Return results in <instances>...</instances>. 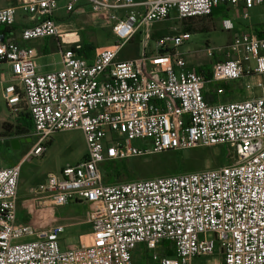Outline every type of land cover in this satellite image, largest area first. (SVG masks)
Instances as JSON below:
<instances>
[{"label":"built area","instance_id":"2783aa9c","mask_svg":"<svg viewBox=\"0 0 264 264\" xmlns=\"http://www.w3.org/2000/svg\"><path fill=\"white\" fill-rule=\"evenodd\" d=\"M80 2L93 15L108 16L112 45L86 58L78 31L59 22L58 0H18L0 9V28L13 27L18 11L32 25L0 40V67L7 64L12 75L2 90L8 110L15 119L28 112L33 124L36 142L24 161L42 157L56 132H83L86 157L59 176L49 174L38 193L55 207L86 203L91 238L62 249L64 225L19 223L22 163L4 167L0 159V264H134L139 246L152 252L150 264H193L217 247L222 264H264V26L261 35L234 37L226 50L207 48L210 57L223 56L210 80L218 97L225 94L222 83L261 77V95L239 101H206L205 79L175 51L191 39L190 32L158 39L155 57L119 58L140 31L145 49L149 28L172 12L185 20L238 7L247 19L264 0H68L66 11L76 12ZM121 10L127 11L123 17ZM224 25L233 27L230 21ZM48 38L57 40L61 67L42 74L39 53L28 43ZM136 140L147 143L137 147ZM217 146L231 148L228 160L234 162L113 184L105 183L101 168L109 161ZM25 237L33 240L16 244ZM163 244L173 257L157 253Z\"/></svg>","mask_w":264,"mask_h":264},{"label":"rangeland","instance_id":"374dc122","mask_svg":"<svg viewBox=\"0 0 264 264\" xmlns=\"http://www.w3.org/2000/svg\"><path fill=\"white\" fill-rule=\"evenodd\" d=\"M68 0H58L59 10L57 11V17L59 22L66 25L70 24L72 31H78L82 40V34L86 36L90 43L96 49L107 47L113 44V33L104 28L93 27L91 13L84 9L78 8L76 12L68 13L66 11V5ZM81 3V2H80ZM249 19L244 20L240 14L232 13L230 17L236 25L247 26L253 23H259L264 21V8L257 7L248 12ZM214 25H211L205 31H192L191 39L185 42L180 48L176 49L177 55H180L187 63L188 66L200 68L208 67L213 68L217 62V57H223L217 54L214 57H210L207 53V48L217 51L222 48L226 50L229 42L232 41L236 33H239L237 29L235 31H227L222 25V18H216ZM179 22L173 17L168 20L153 24L151 27H157V30L166 33V35H177L181 33V26ZM150 27V28H151ZM83 28L82 30H79ZM169 33V34H168ZM51 40V39H50ZM40 47L46 42L49 49V54H44L43 48L40 50V56L37 59V63L42 74L57 71L61 67V54L59 50L50 45L49 39L36 41ZM139 41H133L122 48L120 53V60H139L145 54L147 58H152L157 55V48L155 42L149 40L146 48L142 49V56H136L139 51ZM172 48V47H171ZM94 50V51H95ZM260 76L245 77L242 80L231 82L232 88L227 90V94L224 95V102L239 101L240 98L246 99L251 95H261V89L257 87L260 82ZM243 84V85H242ZM250 84L252 90H247L246 86ZM213 89H217V85L213 84ZM211 86L208 87L209 91L213 92ZM211 93V92H209ZM242 99V100H243ZM5 123H10L13 129L7 132L3 128ZM18 124L10 111L8 110L5 101L2 98V91L0 90V139L7 135L12 139L15 138L20 145L19 151L25 153L30 147L34 134H21L17 132L16 126ZM48 149L42 157H32L26 159L21 166L20 177V191L19 195L24 196L29 191L40 190L41 185L47 182L49 174L59 176L61 171L67 167V165H75L80 162L87 152L86 141L82 131L80 130H66L56 132L49 139ZM147 143V140L144 141ZM143 141L136 140L133 142L134 146L141 147ZM6 147L2 150L4 151ZM12 152H19L11 145ZM230 151L229 147H213V148H196L188 151H167L160 154L146 155L142 157H136L126 160L125 166L129 168L131 179L121 180V182H131L136 180H149L158 177H166L174 175V171L183 168L182 173L198 172L207 169H218L222 166L229 165L234 161L228 160ZM169 156V161L165 164L158 163L160 156ZM105 166H101L104 172ZM162 172H172L171 175H161ZM104 174V173H103ZM105 180H109V177H105ZM28 195V194H27ZM53 214V221L56 225H67L64 234L60 238V245L62 249L71 246H79L82 243V235L92 232L91 225L88 223V210L84 206L78 204H69L64 207H54L51 210ZM65 217L64 221L61 222ZM19 218V223H21ZM58 222V223H57ZM87 222V223H85ZM45 222H42L44 224ZM89 237H84L88 239ZM32 237H25L16 242V244L27 243L32 241ZM90 240V239H89ZM158 254L162 255L158 250ZM152 252L146 251L144 247L139 246L134 252V264H150V257ZM223 256L221 255L219 248L217 247L214 254L207 257H197L194 259L193 264H222Z\"/></svg>","mask_w":264,"mask_h":264},{"label":"crops","instance_id":"0c3cea01","mask_svg":"<svg viewBox=\"0 0 264 264\" xmlns=\"http://www.w3.org/2000/svg\"><path fill=\"white\" fill-rule=\"evenodd\" d=\"M17 2H18V0H0V9L6 8L9 6H15V5H17ZM80 6H81L80 9L84 8L91 13V19H92L93 27L104 28V29H107V30L112 32L111 24L109 22L107 15L104 14V15L95 16L92 14L91 9L87 4L81 2ZM260 7L264 8V6H260ZM255 8H257V7H255ZM255 8H253V9H255ZM253 9H251V10H253ZM119 13H120V16L123 17L126 15L127 11L121 10ZM232 13H235L237 15L240 14V16H243V10L241 8H238V7H226V8H224L223 7V8L215 9L213 15L210 17L181 20L177 17L175 12H172L169 19L171 17H173L176 21L179 22L178 25L181 26V28H178V30L181 29L182 30L181 33H183V32H190L191 33L192 31H205L206 29H208L209 26L215 24V22L217 21L216 18H222L223 19L222 25H224V21H230V23L233 26L231 30H227V31H229V32L235 31L237 29V27H239V29H238L239 33H236L234 37H236L240 34H243V33H255L257 35H261L262 30H263V26H264V21L259 22V23L249 24L247 26L236 25L234 23V21L230 17H228ZM248 19H249V15H248V18L244 19V20H248ZM30 25H32V22H31L29 16L25 15L22 11H18L15 25L13 27H11V29L9 27H7L10 29L9 31H6L5 27L0 28V40L6 39V38L12 37V36H19V33L21 32V30L25 27L30 26ZM223 27L225 28V26H223ZM80 29H83V28H80ZM147 34L149 35V40H152L154 42H156L158 39H160L166 35V33H163L161 31L157 30V27H155V26L149 28ZM177 34H180V33H177ZM142 38H143V35H142V32L140 31L129 42H127L125 44V45H128L129 43H131L133 41H136V40L139 41V44H138L139 51L137 52L136 56H141L142 49H143L142 43H141ZM48 39H49V41H51L50 45L55 46L58 49L57 40L54 38H48ZM36 41H38V40H36ZM36 41L29 42L28 45L35 47L39 53V56H40V51L38 49L41 50L42 48H43L44 54H49V49L47 46L48 44L45 42L40 47V45H37ZM229 43H228V45H229ZM125 45L123 47H125ZM119 58H120V54H119ZM218 59H221V58L217 57V60ZM38 67H39V65H38ZM39 71H40V73H42L40 68H39ZM11 79H12V75H11V71H10L9 66L7 64L2 65L0 67V90L1 91L3 90V88L5 86H7L10 83ZM207 90H208V88H207ZM213 93L215 94L214 89H213ZM223 97H224L223 95L219 96V97L217 95L213 96L214 100H216L215 104L226 103V102H224ZM23 114H28V112H23L21 114L20 118L23 116ZM30 120H31V118H30ZM17 121L19 122V119H17ZM6 132H7L6 134L9 133L8 131H6ZM32 133H33V131H32ZM51 141L52 140H50V143H51ZM35 142H36V137L34 136V139L32 140V143H31V147L23 154L19 151L20 145L18 144V141L15 138L12 139L11 137H9L7 135L3 136L0 139V159L2 161V165L4 167H10V166L17 165L19 163L23 164L25 156L30 152V150L32 149ZM11 145L15 148V150H18L19 152H17V151L12 152L11 151ZM4 147H6V148L3 151L2 149ZM86 147H87V145H86ZM86 154H87V152H86ZM86 154L84 155L83 159L86 157ZM78 163H76L75 165H77ZM67 166H69V165H67ZM70 166H74V165H70ZM20 177H21V173H20ZM19 184H20V181H19ZM19 191H20V186L18 187V198H19L18 199V210H17L18 222H19V218H20L22 221L21 223L31 224L37 228H45V227H43L44 225L42 224V222H45L44 223V224H46L45 226H47V225L50 226V225L54 224V221H53L54 217H53L51 210L55 206H51L50 203L44 198V196L38 193L39 190L38 191L35 190V191H31V192L29 191L27 193L28 195L26 194L24 196H20ZM72 203L84 206L86 208V210L89 209L88 205L84 202L78 201V202H72ZM62 218L63 219L61 220V222L65 220L64 219L65 217H62ZM85 223H87V222H85ZM58 224H60V223H58ZM64 226L66 228H68L67 225H64ZM91 234H92V232L87 233L85 235H82L81 236V238L83 240L82 243L89 242V239L91 238ZM84 237H89V238L86 240V239H84Z\"/></svg>","mask_w":264,"mask_h":264},{"label":"trees","instance_id":"16d2710c","mask_svg":"<svg viewBox=\"0 0 264 264\" xmlns=\"http://www.w3.org/2000/svg\"><path fill=\"white\" fill-rule=\"evenodd\" d=\"M214 13V12H213ZM213 13L210 15L212 16ZM208 16V17H210ZM6 31H9L10 29L5 27ZM5 33V32H4ZM115 40V39H114ZM82 54L86 57V58H91V56L94 53L95 47L90 43L89 39L84 36L82 34ZM197 72L203 76V78L206 81V86H205V90H204V96L205 99L208 103L210 104H215L216 100H214L213 96L217 95L216 92L215 94L212 91L207 90V88L209 86H211V88L213 89L212 86H214L212 83H210V80L213 77V68H208V67H200V68H196ZM220 87H222L225 90V94H227V90H230L231 85L230 83H222L219 85ZM215 90V89H214ZM211 92V93H209ZM223 95V96H224ZM243 98H240L239 100H242ZM3 128L10 132L13 129V126L10 123H5L3 125ZM17 132L21 133V134H28L31 133L33 131V124L30 120V115L29 114H23V116L21 118H19V122L16 126ZM51 143H49L48 145H50ZM172 152H176V151H172ZM178 153V152H176ZM169 161V156H160V159H158V163L160 164H165L166 162ZM125 161H109L104 163L103 165L105 166L104 168V180L105 177H109V180H105V183L107 184H113V183H119L121 180H127V179H131V175H130V170L129 168H127L125 166ZM183 172V168L182 169H178L177 171H174V175L176 174H181ZM172 172L170 173H166V172H162L161 175H171ZM159 251L161 252L162 256H169V257H173L175 255V252L173 249H171V247H169V245L167 244H163L162 247L159 248Z\"/></svg>","mask_w":264,"mask_h":264}]
</instances>
